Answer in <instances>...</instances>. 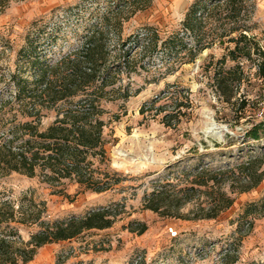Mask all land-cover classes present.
<instances>
[{
    "label": "rangeland",
    "instance_id": "rangeland-1",
    "mask_svg": "<svg viewBox=\"0 0 264 264\" xmlns=\"http://www.w3.org/2000/svg\"><path fill=\"white\" fill-rule=\"evenodd\" d=\"M3 2L0 146L26 140L22 131L15 133V125L28 120L34 124L36 118L20 117V109L8 103L10 76L30 78L28 58L54 64L99 31L104 34L106 69L115 80L102 98L96 95L104 122V155L95 150L88 159L91 166L83 169L104 192L95 193L74 179L47 183L39 172L30 179L0 170V204L7 202L16 212L38 215L50 224L104 208L114 216L108 229L40 248L29 264H264V177L257 187L242 192L244 177L236 172L250 156L264 160V137L258 142L245 137L264 104V81L258 76L261 57L254 51L250 59L237 51L229 55L242 31L264 52L255 3L237 0L238 13L226 10V0H205L199 9L202 24L193 36L183 27L192 2L182 7L167 0ZM244 43L239 42V48ZM123 59H129L130 69L120 74L117 64ZM226 73H232L230 79L241 76V82L217 84ZM79 101L42 110L37 129L45 131L57 114ZM203 169L227 172L221 192L232 204L216 218L201 217L219 206L217 188L211 190V185L176 217L145 209L155 190L171 195L190 187ZM11 226L24 242L37 231L36 226ZM141 226L146 229L139 234Z\"/></svg>",
    "mask_w": 264,
    "mask_h": 264
},
{
    "label": "trees",
    "instance_id": "trees-1",
    "mask_svg": "<svg viewBox=\"0 0 264 264\" xmlns=\"http://www.w3.org/2000/svg\"><path fill=\"white\" fill-rule=\"evenodd\" d=\"M9 1L0 0V3L7 5ZM249 1L254 2V0ZM204 2L205 0H194L185 14L183 27L193 36L202 24L203 18H199V9ZM237 4V0H226L225 8L229 12L239 13ZM218 8L220 7L215 9ZM232 33H237V30ZM243 33L244 31L240 32L239 39L234 40L235 50L229 55L233 56L237 51L240 57L250 59L252 51L258 53L261 57L258 76L264 81V52L253 44V39L247 38ZM103 37L102 32H93L78 51L54 64L42 62L36 57L28 58L30 78L15 73L10 76L12 94L8 103L20 109L18 114L22 118L29 119L35 115L34 124L36 125L29 120L15 125V133L22 131L28 137L26 140H21L19 144L10 140L0 146L1 171L16 173L30 179L36 177L39 172L47 183L74 179L76 183L85 185L87 189L95 193L106 190L100 186L98 180L94 181L92 176H87L86 171H83L85 167L91 166L88 159L96 155L95 150L99 151V155H104L101 138L104 122L100 119V98H96V95L102 98L105 89L112 87L115 83L106 69V46ZM239 42H245L243 47L239 48ZM194 50L198 52V48ZM235 59L234 57L233 60ZM117 69V73L120 74L128 72L129 59L118 61ZM100 72L105 74L98 78ZM231 75L232 73L219 75L217 84L227 87L232 83L231 81L241 82V76L230 79ZM97 91L99 94H96ZM221 96L224 97L225 93L222 92ZM75 98L80 99L75 108L57 114L55 122L45 131L40 132L37 129L41 121L39 114L42 110L56 109L57 104ZM229 100L230 97L225 98V102ZM245 137L253 142L260 141L264 137V122L257 121L253 124L246 130ZM263 166V156H250L246 162L237 166L236 172H239L245 181L242 192L258 186L264 177ZM226 173L203 169L189 182L190 187L175 189L170 192L171 195H167L163 189L155 190L146 201L145 209L163 216L176 217L179 209L193 200L194 195L204 194L205 190L201 189H207L211 185V190L217 188L219 206L213 214L201 217L214 219L219 212L232 204L231 200L221 192V185L227 182ZM230 174L234 175V171ZM252 208L257 209L255 206ZM261 208H264V200ZM211 211L212 209L208 213ZM20 213L7 202L0 204V226L5 227L3 234H0V264H29L40 248L73 240L86 231L108 229L113 224L114 217L110 209L104 208L89 212L81 218H71L50 224L41 221L38 215ZM12 224L36 226L37 231L30 235L27 242H24L18 229L12 227ZM145 229V226H141L138 233H144Z\"/></svg>",
    "mask_w": 264,
    "mask_h": 264
},
{
    "label": "crops",
    "instance_id": "crops-1",
    "mask_svg": "<svg viewBox=\"0 0 264 264\" xmlns=\"http://www.w3.org/2000/svg\"><path fill=\"white\" fill-rule=\"evenodd\" d=\"M167 1L177 2V5L179 7H182L184 5L186 6L189 5L193 0H167ZM254 3H255V18L260 23L264 36V0H254ZM187 10L185 12H187Z\"/></svg>",
    "mask_w": 264,
    "mask_h": 264
},
{
    "label": "built area",
    "instance_id": "built-area-1",
    "mask_svg": "<svg viewBox=\"0 0 264 264\" xmlns=\"http://www.w3.org/2000/svg\"><path fill=\"white\" fill-rule=\"evenodd\" d=\"M256 119L258 122H264V104L262 105L260 110L257 112ZM170 232H171V230H170ZM173 235H175V234H173Z\"/></svg>",
    "mask_w": 264,
    "mask_h": 264
}]
</instances>
